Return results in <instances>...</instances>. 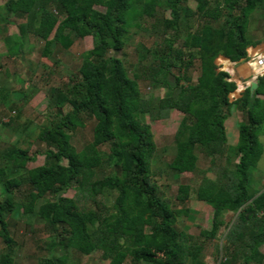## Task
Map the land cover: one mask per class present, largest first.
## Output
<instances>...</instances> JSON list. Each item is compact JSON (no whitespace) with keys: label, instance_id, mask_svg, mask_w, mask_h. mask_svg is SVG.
Segmentation results:
<instances>
[{"label":"trees","instance_id":"1","mask_svg":"<svg viewBox=\"0 0 264 264\" xmlns=\"http://www.w3.org/2000/svg\"><path fill=\"white\" fill-rule=\"evenodd\" d=\"M1 10L4 24L10 15L23 19L4 36L11 57L23 52L29 35L43 41L46 60L56 45L67 49L87 35L94 42L81 53L77 72L45 89L35 132L44 144L42 164L29 167L30 143L20 144L30 121L10 128L13 119L0 113L2 126L16 134L0 141V264H15L12 215L42 221L49 248L62 250L29 264H73L71 249L97 252L106 264H214L203 250L222 226L217 264H264V187L252 189L249 181L262 153L264 76L232 98L236 83L215 62L219 55L238 61L264 41V25L260 37L250 33L255 12L264 19V0H5ZM139 31L159 41L140 43L138 59L126 65L121 56ZM144 80L163 92L145 95ZM7 92L0 86V104L17 108ZM232 108L239 113L234 144L224 124ZM171 109L182 117L173 152L160 167L146 118L166 117ZM89 121L91 138L77 148L73 137ZM168 171L192 177L178 181L172 198L161 183ZM68 189L71 196L64 195ZM191 196L212 208L210 227L197 234L176 227ZM228 213L233 220L226 223Z\"/></svg>","mask_w":264,"mask_h":264},{"label":"rangeland","instance_id":"2","mask_svg":"<svg viewBox=\"0 0 264 264\" xmlns=\"http://www.w3.org/2000/svg\"><path fill=\"white\" fill-rule=\"evenodd\" d=\"M5 0H0V5ZM194 6L193 2H190ZM255 12L253 21L250 26V33L258 38L261 36L260 28L264 25V19ZM3 11H0V86L9 90L7 92L8 99L15 101L17 108L10 109L0 104V113L3 120L9 118L13 120L10 123V128L20 126L22 123L30 121L26 129V133L20 138L22 146L28 145L29 153L33 155V159L28 162V166L40 165L43 162L44 144L35 138L37 126L43 120V113L47 104L45 89L49 85H60L67 81L68 77L77 72L81 62V53L88 50L93 45V36L87 35L83 38L76 39L73 44L63 49L59 45L54 47L53 55L50 59H44L40 56V49L43 41L35 36L29 35L25 39L23 52L20 55L9 56L6 53V45L4 36L17 32V25L23 21L22 18L13 15L8 16L9 23L4 24L1 16ZM259 29V30H258ZM159 41V38L152 36L148 32L139 31L134 34L125 49V54L121 56L126 62H135L138 59L136 48L139 44L148 47ZM264 42V41H260ZM258 42L257 44H260ZM256 44V45H257ZM250 48V47H249ZM140 50V49H139ZM141 51V50H140ZM218 57L217 62L221 59ZM131 73V72H129ZM197 73L195 67L193 77ZM131 75V74H130ZM141 91L145 95L156 96L163 92L160 86L154 85L149 80L140 81ZM14 91H24L25 98L18 99L14 95ZM234 94H232L233 96ZM231 96V97H232ZM182 117V113L176 109H171L166 117L157 119L146 118L150 125L154 141L157 145L154 164L163 167L166 161L173 152V133ZM239 113L232 108L231 114L225 119L226 136L229 143L234 144L237 141V120ZM92 121L86 123L85 127L79 128L74 137L73 144L78 148L82 143L91 138ZM16 134H12L9 128H5L0 123V141L14 140ZM262 143V153L257 161L256 166L250 171V187L252 189H262L264 187V134L259 135ZM99 175V174H98ZM191 183L192 177L190 173L176 175L171 172H166L161 178L163 189L167 197L172 198L176 191L177 183ZM1 191V189H0ZM74 193L73 189H68L64 195L71 196ZM188 213L178 219L176 227L184 229L192 234H197L200 228H209L211 224L212 208L203 201L196 200L191 196L186 203ZM233 220V215L228 213L225 215L226 223ZM10 232L15 240L13 248V257L15 264H29L36 257L49 255L50 253H59L62 250L55 247L49 248L51 245L50 230L43 224L42 221L32 219L30 222L23 216L12 215V224ZM226 232L225 226H222L216 233L213 240L207 241L203 250L204 259L210 263L217 264V250L223 242V235ZM0 249L2 243L0 241ZM260 250L264 252V244L260 246ZM70 260L73 264H106V260H102L97 252H92L88 255H82L75 250L67 251ZM219 258V255H218Z\"/></svg>","mask_w":264,"mask_h":264},{"label":"crops","instance_id":"3","mask_svg":"<svg viewBox=\"0 0 264 264\" xmlns=\"http://www.w3.org/2000/svg\"><path fill=\"white\" fill-rule=\"evenodd\" d=\"M250 47V48H249ZM247 48V55L245 58H242L238 61L229 62L219 55L221 61L218 63V57L215 59L218 68L225 70L229 73L230 80L236 83V88H238L237 93H235L232 98H237L241 95L243 90L249 86V83L252 79L257 81L258 76H264V66H258L256 64V57L264 53V42L260 44H255L254 46H249ZM230 116V115H229ZM228 116V117H229ZM225 128L226 123L224 121Z\"/></svg>","mask_w":264,"mask_h":264},{"label":"water","instance_id":"4","mask_svg":"<svg viewBox=\"0 0 264 264\" xmlns=\"http://www.w3.org/2000/svg\"><path fill=\"white\" fill-rule=\"evenodd\" d=\"M221 57L224 58L226 61L233 62V61H231L229 58H227V57H225V56H223V55H221ZM215 62H216V60H215ZM255 86H256V81H255L254 79H252V80L250 81V83H249V89H250V90H253ZM237 91H238V88H235V90H234L231 94H235V93H237ZM231 94H230V95H231Z\"/></svg>","mask_w":264,"mask_h":264},{"label":"built area","instance_id":"5","mask_svg":"<svg viewBox=\"0 0 264 264\" xmlns=\"http://www.w3.org/2000/svg\"><path fill=\"white\" fill-rule=\"evenodd\" d=\"M255 61L258 66H264V53L258 55Z\"/></svg>","mask_w":264,"mask_h":264}]
</instances>
